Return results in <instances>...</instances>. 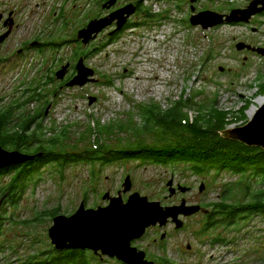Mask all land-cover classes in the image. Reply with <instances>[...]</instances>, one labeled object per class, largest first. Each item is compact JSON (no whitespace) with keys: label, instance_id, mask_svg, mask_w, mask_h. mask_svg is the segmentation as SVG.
<instances>
[{"label":"rangeland","instance_id":"374dc122","mask_svg":"<svg viewBox=\"0 0 264 264\" xmlns=\"http://www.w3.org/2000/svg\"><path fill=\"white\" fill-rule=\"evenodd\" d=\"M253 1L203 0L196 4L197 14L204 11L230 14L231 10H243ZM42 3V0L34 3L27 17L21 18L22 31L46 35L55 31V27H50L52 19L47 13L52 11L54 3L47 4L45 14H42ZM7 4L14 7V3ZM153 14V18L144 19L146 27L129 29L113 43L104 40L92 48L79 49L78 45L69 43L74 29L59 27L57 36L62 34L59 40H68V43L47 52L49 70L59 72L69 64L70 68L76 67L77 73L81 56L86 67L94 70L95 82L82 88L60 89L62 81L54 74L56 81L48 84L43 79L45 76L41 80L39 68L34 70L31 66L40 59L32 52L29 61L1 67L0 110L19 107L33 99L35 95L31 97L27 92L36 80L34 87L40 88L42 98L22 111L18 109L14 122L25 112L37 115L44 108L45 117L32 128L36 130L41 125L40 140L64 136L58 149L78 154L99 150L101 146L121 150L139 140L150 146L162 144L163 136L157 130L137 135L120 128L143 124L140 107L158 104L169 110L185 97L189 104L184 112L191 118L198 116L199 108L209 109L214 105L218 111L228 113L227 130L247 126L262 108L257 100L264 98V56L247 50L240 52L237 46L245 43L264 50V17H255L250 24H225L204 30L191 25L190 2L183 0H165ZM255 106L259 109L251 118L248 113ZM19 125L15 124L18 128ZM100 125L112 126V130L100 133ZM38 147L36 143L34 148ZM128 176L133 182L132 193L163 204L169 197L171 181H175V186L181 183L193 188L190 198L195 196L197 203H217L221 200L222 188L237 180L230 174L217 178L197 175L184 164L172 167L137 159L111 164L99 161L94 165L72 162L64 169L49 164L29 183L16 206L1 203L0 264H25L34 255L51 251L54 248L49 238L52 212L69 217L83 202L88 208L104 205L103 197L107 193L116 197L118 192H123ZM9 181L10 177L3 178L0 186ZM202 185L206 188L203 193L200 192ZM240 195L237 191L235 197ZM201 219V216L194 218L188 230L176 235L184 246L193 244L200 254L199 264H264V217H255L239 232L216 228L205 237L198 235L205 244L195 242L192 237V232L196 234V229H200ZM219 234L228 238L230 244L212 246V240ZM174 241L170 247L175 249ZM181 264L197 263L195 258H188Z\"/></svg>","mask_w":264,"mask_h":264},{"label":"trees","instance_id":"16d2710c","mask_svg":"<svg viewBox=\"0 0 264 264\" xmlns=\"http://www.w3.org/2000/svg\"><path fill=\"white\" fill-rule=\"evenodd\" d=\"M39 89L38 87L35 90V96L30 99L32 102L42 98ZM188 104V99L185 97L174 103L169 110H164L158 104L140 107L143 124L140 127L124 125L120 128L129 129L137 135L157 130L163 136L162 144L150 146L139 140L136 143L131 142L121 150L101 146L99 150L91 149L83 154L59 150L58 147L61 146L64 136L41 141V125L36 130L32 129V125L25 124L20 128L15 126L17 123L13 118L22 105L0 110L2 147L8 151L37 156L34 161L25 165L0 171V182L3 178L10 177L7 184L0 186V206L2 201L16 206L29 183L49 164H57L61 169L72 162L94 165L99 161L111 164L134 159L172 167L184 164L189 170L201 176L217 178L230 174L237 177L235 182L226 184L222 188L221 200L214 203L213 211L219 216L216 221V225L219 226L217 228L234 229L239 232L255 217H264V150L249 148L221 136L228 127V113L218 111L214 105L209 109L201 107L198 116L194 119L184 112ZM45 111L43 108L37 115L36 123L40 117H45ZM110 130L112 126L100 125V133L106 134ZM36 143L39 144L37 150L34 148ZM38 154H42V157H38ZM237 191L241 193L238 198L235 197ZM50 215L54 219L60 213L52 212ZM1 222L0 218V229ZM210 227H215V224ZM212 244L227 245L230 242L228 238L219 234L212 240ZM51 252L57 254L53 248L51 251L34 255L25 264H50L51 259L55 258ZM54 260L61 264V259Z\"/></svg>","mask_w":264,"mask_h":264},{"label":"flooded vegetation","instance_id":"af4514ba","mask_svg":"<svg viewBox=\"0 0 264 264\" xmlns=\"http://www.w3.org/2000/svg\"><path fill=\"white\" fill-rule=\"evenodd\" d=\"M37 1L39 0H0V69H3L1 67L5 66L14 67L17 66L16 63L29 61L30 59L28 57L34 52L38 54L40 59L35 61V65L32 63L31 66H33L34 70H38L39 68L38 71L41 80L42 77L45 76L43 79L48 81V84H52L56 81L54 74L56 76L58 71L57 69L56 71L53 69L49 70L50 62L47 52L51 51L53 48L56 50L58 49L57 47L68 43V40H59L62 35L61 34L60 37L57 36V33L60 32V30H58L59 27L63 26L64 29L69 27L74 29V37L69 43L78 45L79 49L84 47L92 48L95 44L98 42L101 43L104 40L109 42L112 41L113 43L117 37L129 29H141L146 27L148 24L144 19L153 18V12L155 9L159 8V5L165 0H42V14H45L48 3H54L51 7L52 11L47 12L50 15L49 18L52 19L50 20V23H52L50 27H55V31L50 35H46L42 32L32 33L22 31L23 25L21 24V18H23V16L27 17V11L33 8L34 3ZM183 1L190 2V0ZM7 3H14V7H10ZM15 3L18 4L15 5ZM148 3H151V5ZM38 7L40 8L41 4H38ZM247 7L248 6H245V8ZM55 9L56 11H53ZM34 14L35 12L32 13V15ZM114 15H124L122 17L125 19V22L119 32H117V29L120 24V19L117 18L112 20ZM259 17H264V14ZM93 21H102L107 27L102 33L95 35L86 45L83 41L78 39L79 33L87 29ZM64 31L65 30L61 32ZM53 33H55L54 36H52ZM80 58L83 59L81 56ZM38 62L39 65L37 64ZM76 74V67L71 65L65 82L60 84V89L64 86L66 87V84L74 79ZM37 78L40 79L39 77ZM36 84V80L32 82L27 92L31 97L35 95L36 88L34 86ZM32 103V101L28 100L23 104L25 106L22 105L19 110H24L27 105ZM37 115H34V113L29 114V112L23 113V116H20L17 122L20 124L19 128L24 127L25 124L32 125L33 128V125L36 124ZM42 118L43 117H40L39 119ZM174 182L175 181H173V183ZM173 189H175V193L171 195L169 188L170 194L166 199L167 202H165V204L162 203L164 207H179L184 202L190 207H201V211L194 216L180 217V221L183 223L182 229H177V224L173 220H169L164 226L158 224L148 229L146 234L140 239L131 241L130 245L123 242L118 247L115 246L112 248V257L105 256L102 252L96 253L88 250H66L62 252L55 250L57 254L51 252V255L61 259V264H131L126 259L120 258L122 257L121 254L123 251L130 249L135 251L139 257L143 258L142 264H181L188 258H195L196 263L199 264L200 254L194 248L193 244L187 243L184 246L181 241H177L176 235L188 230L190 228V221L201 216L202 219L198 222L200 229H196L199 234L198 232L195 234L193 231L192 237L195 242L198 241V243L205 244V241L199 240L198 235L205 237V235L216 231L215 227H219L216 225L219 216L213 211L214 202L197 203V198L195 196H192V199L190 198V195H193V188L184 187L181 183H178L177 186L174 184ZM181 189H187V191L184 193ZM120 193L121 192H118L116 197H118ZM129 197L130 194L123 195L125 203L128 201ZM168 202L171 204H167ZM108 205L109 203L105 202L104 205L99 204L94 208H88L87 204L86 207L88 209H99L108 207ZM212 224H215V227H210ZM171 241H174V244H176L175 249L170 247ZM211 245L213 246L212 243ZM54 259H51L50 264H58ZM212 259H214V257H212Z\"/></svg>","mask_w":264,"mask_h":264},{"label":"water","instance_id":"95a60500","mask_svg":"<svg viewBox=\"0 0 264 264\" xmlns=\"http://www.w3.org/2000/svg\"><path fill=\"white\" fill-rule=\"evenodd\" d=\"M202 0H190L193 16L190 19L192 26H201L204 30H209L225 24L239 25L250 24L251 21L264 14V0H254L245 9H235L230 14H220L213 11H204L197 14L196 4ZM214 1V0H210ZM124 16V15H122ZM119 15H114L112 20L119 18V32L125 19ZM106 24L102 21H93L87 29L79 33L78 39L88 44L95 35L106 29ZM237 50L240 52L250 51L264 56V50L254 48L245 43L238 44ZM70 65L63 67L56 74L58 80L64 82ZM95 72L86 67L81 59L77 65V76L66 84L68 88L84 87L95 82ZM224 139L239 142L249 148H260L264 150V106L258 111L255 118L245 127L226 130L223 133ZM37 156L23 154L18 151L5 150L0 144V171L13 166H22L36 159ZM42 157V154H38ZM174 183L168 184L171 195L175 193ZM133 182L130 176L126 178L124 190L118 197H112L107 193L103 201L109 203L108 207L99 209H88L83 202L79 210L72 216L58 215L53 219V226L49 230L51 244L56 251L76 250L102 252L103 255L112 257V248L125 242L140 239L146 231L153 226L160 224L164 226L169 220L177 224V229H182L181 216L191 217L201 211L200 206H187L184 202L179 207H164L161 202L150 201L148 197L140 193H132ZM205 185H202L200 192L203 193ZM184 193L187 189H181ZM131 193L125 203L123 195ZM122 259H126L131 264L143 262L135 251L128 249L121 254Z\"/></svg>","mask_w":264,"mask_h":264},{"label":"bare ground","instance_id":"6f19581e","mask_svg":"<svg viewBox=\"0 0 264 264\" xmlns=\"http://www.w3.org/2000/svg\"><path fill=\"white\" fill-rule=\"evenodd\" d=\"M257 104L259 105V107H261V106H264V98H260V99H258L257 100ZM259 107L257 108L256 106L253 108V109H251L250 111H249V116L251 117V118H253L254 116H255V114L257 113V111H258V109H259Z\"/></svg>","mask_w":264,"mask_h":264}]
</instances>
